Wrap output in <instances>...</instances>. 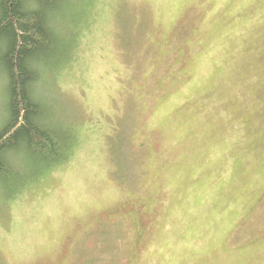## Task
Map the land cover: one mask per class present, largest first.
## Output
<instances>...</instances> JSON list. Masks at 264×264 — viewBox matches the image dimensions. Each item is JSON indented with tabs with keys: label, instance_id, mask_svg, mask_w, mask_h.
Segmentation results:
<instances>
[{
	"label": "rangeland",
	"instance_id": "rangeland-1",
	"mask_svg": "<svg viewBox=\"0 0 264 264\" xmlns=\"http://www.w3.org/2000/svg\"><path fill=\"white\" fill-rule=\"evenodd\" d=\"M59 7L72 53L37 87L78 140L0 184V264H264V0Z\"/></svg>",
	"mask_w": 264,
	"mask_h": 264
},
{
	"label": "trees",
	"instance_id": "trees-1",
	"mask_svg": "<svg viewBox=\"0 0 264 264\" xmlns=\"http://www.w3.org/2000/svg\"><path fill=\"white\" fill-rule=\"evenodd\" d=\"M61 1L0 0V72L8 78L7 118L0 128V184L15 189L9 199L18 197L31 181L66 161L78 140L75 128L61 123L58 126L43 110L44 94L37 87L50 73L48 58L59 56L70 38L60 22L65 11L57 14L62 11L56 8ZM68 43L66 60L73 48ZM22 155L26 160L22 161ZM25 163L37 177L27 175Z\"/></svg>",
	"mask_w": 264,
	"mask_h": 264
},
{
	"label": "snow or ice",
	"instance_id": "snow-or-ice-1",
	"mask_svg": "<svg viewBox=\"0 0 264 264\" xmlns=\"http://www.w3.org/2000/svg\"><path fill=\"white\" fill-rule=\"evenodd\" d=\"M217 7H223L228 3V0H216Z\"/></svg>",
	"mask_w": 264,
	"mask_h": 264
}]
</instances>
